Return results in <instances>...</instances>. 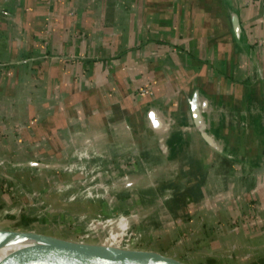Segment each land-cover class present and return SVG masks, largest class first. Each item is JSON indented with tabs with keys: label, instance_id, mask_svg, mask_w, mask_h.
<instances>
[{
	"label": "crops",
	"instance_id": "obj_1",
	"mask_svg": "<svg viewBox=\"0 0 264 264\" xmlns=\"http://www.w3.org/2000/svg\"><path fill=\"white\" fill-rule=\"evenodd\" d=\"M237 2L256 62L217 0H0V160L26 171L32 161L56 163L65 179L82 171L90 182L63 187L78 189L64 199L115 211V190L147 176H104L86 159L103 156L97 149L132 154L145 171H169L144 189L185 196L157 233L181 241L200 228L220 231L227 248L256 243L264 235V0ZM197 88L214 102L212 130L241 158L216 153L195 129L187 99ZM151 107L164 121L156 130ZM108 222L123 228L128 217ZM11 255L0 248V261Z\"/></svg>",
	"mask_w": 264,
	"mask_h": 264
},
{
	"label": "rangeland",
	"instance_id": "obj_2",
	"mask_svg": "<svg viewBox=\"0 0 264 264\" xmlns=\"http://www.w3.org/2000/svg\"><path fill=\"white\" fill-rule=\"evenodd\" d=\"M97 151L103 155H100L102 158L93 153L91 158L86 159L87 165L94 166L96 172H103L104 176L113 171H117L119 176L133 172L137 176H147L137 179L139 186L121 184L115 190V211L108 209L104 201L67 202L64 199L63 196L77 194L78 189L71 187L64 190L63 187L82 179L90 182V176L82 171L76 170L75 174L65 179L56 163L40 161L39 166L26 171L0 160V228L35 230L75 241L118 243L120 247L153 249L176 255L190 264H264V235L252 238L256 243L243 245L239 250L240 245L233 242L227 248L226 244L230 242H221L224 235L218 230L209 234L200 232V228H190L181 241L168 233H157L161 230L162 222L174 220L185 196H178L165 186L153 191L143 187L150 178L164 179L169 176V171H145L132 154L115 157L111 156L110 149ZM81 162L72 159L70 165ZM33 178L35 186L29 183ZM122 211L128 217L125 227L117 228L108 222L115 220V216ZM230 238L234 241V236Z\"/></svg>",
	"mask_w": 264,
	"mask_h": 264
},
{
	"label": "water",
	"instance_id": "obj_3",
	"mask_svg": "<svg viewBox=\"0 0 264 264\" xmlns=\"http://www.w3.org/2000/svg\"><path fill=\"white\" fill-rule=\"evenodd\" d=\"M227 12L231 30L241 51L256 62L255 54L246 41L241 25L237 0H217ZM193 124L202 139L218 154L230 158H241L232 153L223 139L212 130L210 119L215 115L213 100L201 89H195L188 97ZM148 118L153 129L164 124L160 110L151 107ZM31 166L40 162L32 161ZM14 245H29L2 264H190L176 255L146 249L75 241L34 230L0 228V248Z\"/></svg>",
	"mask_w": 264,
	"mask_h": 264
},
{
	"label": "bare ground",
	"instance_id": "obj_4",
	"mask_svg": "<svg viewBox=\"0 0 264 264\" xmlns=\"http://www.w3.org/2000/svg\"><path fill=\"white\" fill-rule=\"evenodd\" d=\"M29 245H14V246H6V247H2V248H7L10 249L12 251V255L10 257H12L13 255L24 251L26 249H28ZM9 257V258H10ZM8 258V259H9ZM8 259L4 260V261H0V264L4 263L5 261H7Z\"/></svg>",
	"mask_w": 264,
	"mask_h": 264
}]
</instances>
